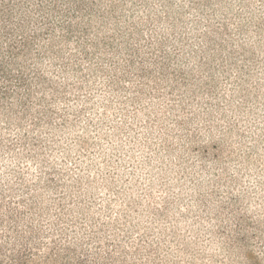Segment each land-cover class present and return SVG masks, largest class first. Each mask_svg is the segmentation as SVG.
Masks as SVG:
<instances>
[{
    "label": "rangeland",
    "instance_id": "obj_1",
    "mask_svg": "<svg viewBox=\"0 0 264 264\" xmlns=\"http://www.w3.org/2000/svg\"><path fill=\"white\" fill-rule=\"evenodd\" d=\"M0 264H264V0H0Z\"/></svg>",
    "mask_w": 264,
    "mask_h": 264
},
{
    "label": "trees",
    "instance_id": "obj_2",
    "mask_svg": "<svg viewBox=\"0 0 264 264\" xmlns=\"http://www.w3.org/2000/svg\"><path fill=\"white\" fill-rule=\"evenodd\" d=\"M4 12V11H3ZM9 53H10V55L11 56H15L17 53L15 52V50L14 49H11L10 51H9Z\"/></svg>",
    "mask_w": 264,
    "mask_h": 264
}]
</instances>
